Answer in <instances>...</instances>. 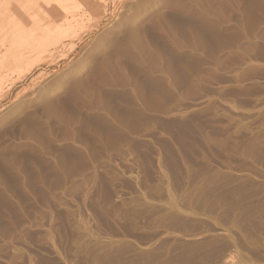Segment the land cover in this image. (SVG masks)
<instances>
[{"label": "rangeland", "instance_id": "obj_1", "mask_svg": "<svg viewBox=\"0 0 264 264\" xmlns=\"http://www.w3.org/2000/svg\"><path fill=\"white\" fill-rule=\"evenodd\" d=\"M86 1L0 68V264H264V0Z\"/></svg>", "mask_w": 264, "mask_h": 264}, {"label": "bare ground", "instance_id": "obj_2", "mask_svg": "<svg viewBox=\"0 0 264 264\" xmlns=\"http://www.w3.org/2000/svg\"><path fill=\"white\" fill-rule=\"evenodd\" d=\"M44 1L42 3L46 2L45 6L44 4L42 5L44 7L49 5L48 7H46L47 9L46 8L44 10H42V8L39 10H36V8L30 9L35 12L37 11L36 13H31V11L30 12L24 11L19 14H15V12L10 13V11L7 8L1 7L2 8L0 9V65H1L0 68L1 70L15 67L18 63L22 62L24 58H28L29 53H37L43 55V53L45 54L47 51L51 50V48H56L64 42L63 38L65 37V31H62L63 29L60 28L59 26L63 21L62 18L63 13L67 10L69 11V9H72L68 7V4L73 3L75 6L79 7L81 6L82 0H46L45 2ZM53 1L55 4H52ZM18 2H21L22 4L21 6L24 9H26V6L30 5V3L33 4L35 0H18ZM59 3H62V6L60 7L55 6V5H60ZM18 6L20 8V5ZM72 16L74 17V14ZM40 17H43L44 19Z\"/></svg>", "mask_w": 264, "mask_h": 264}, {"label": "crops", "instance_id": "obj_3", "mask_svg": "<svg viewBox=\"0 0 264 264\" xmlns=\"http://www.w3.org/2000/svg\"><path fill=\"white\" fill-rule=\"evenodd\" d=\"M1 66V65H0Z\"/></svg>", "mask_w": 264, "mask_h": 264}]
</instances>
